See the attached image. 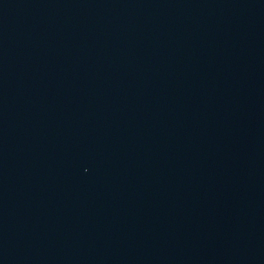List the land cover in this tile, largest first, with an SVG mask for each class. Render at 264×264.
<instances>
[{"label":"water","instance_id":"95a60500","mask_svg":"<svg viewBox=\"0 0 264 264\" xmlns=\"http://www.w3.org/2000/svg\"><path fill=\"white\" fill-rule=\"evenodd\" d=\"M0 264H264V0H0Z\"/></svg>","mask_w":264,"mask_h":264}]
</instances>
